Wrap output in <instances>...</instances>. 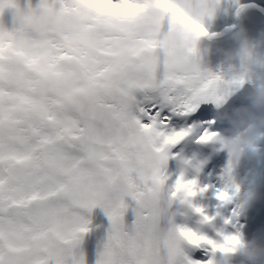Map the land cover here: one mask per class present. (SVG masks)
I'll list each match as a JSON object with an SVG mask.
<instances>
[{"label": "snow or ice", "instance_id": "obj_1", "mask_svg": "<svg viewBox=\"0 0 264 264\" xmlns=\"http://www.w3.org/2000/svg\"><path fill=\"white\" fill-rule=\"evenodd\" d=\"M153 3L164 12L147 7ZM210 3L0 0V264H85L77 249L97 206L111 226L96 264H172L164 217L145 205L143 193L149 172L155 181L167 179L160 169L169 158L165 142L177 143L190 129L166 132L162 105L186 116L202 102L220 105L243 83L220 75L196 82L167 70L170 50L161 34L178 17L207 35L200 21ZM84 37L93 48L78 43ZM125 189L136 204L130 227ZM181 189L197 195L196 182L183 177L170 195ZM179 231L226 251L188 228Z\"/></svg>", "mask_w": 264, "mask_h": 264}, {"label": "bare ground", "instance_id": "obj_2", "mask_svg": "<svg viewBox=\"0 0 264 264\" xmlns=\"http://www.w3.org/2000/svg\"><path fill=\"white\" fill-rule=\"evenodd\" d=\"M20 3L21 6H26L27 0H20ZM38 3L39 0H32L33 6ZM5 22L11 27L10 13L6 14ZM200 22L208 35L196 54L226 82L232 79L223 76L226 59L224 54L228 49H233L234 52L238 49L239 44L232 38V34L241 29L242 22L248 26L254 22L258 26L256 34L249 30L245 31L249 41L264 57V0H220V7L211 8L210 14H205ZM224 36H228L231 42L220 46L219 51H215L214 41ZM242 80L243 83L234 84L227 91L220 104L229 113L248 106V96L264 83L255 77L242 78ZM240 100H242L241 104ZM220 105L211 101L202 102L194 113L186 116L177 115L172 112L170 106L162 105V115L167 114L169 117L166 132L192 130L172 147L167 167L162 171L168 177L167 184L170 189L175 188L176 181L181 177L185 182L195 181L197 195L190 198V209L177 202L172 206L171 213L175 214L177 225L192 231L199 229V233H203L207 239L214 242L221 237L239 234L249 242L256 240L264 246V139L249 134L250 155L242 158L240 164L231 172L235 184L243 192L253 194L254 199L246 206L219 200L218 194L228 188L225 172L230 168L229 157L227 152L224 156L221 154L219 145L201 143L200 137L205 131L224 132L231 129L230 123L227 121L221 123L216 119L215 110ZM201 189L204 191H200ZM126 202L129 207L125 224L130 227L135 221L133 209L136 204L130 197ZM195 208L202 209L203 215L195 212ZM203 216L211 219L210 223L201 226L200 221ZM87 218L91 220L90 231L84 236L77 251L84 255L85 264H96L111 224L100 207L95 208ZM161 224L162 227L167 228L168 218L165 217ZM209 250L208 245L198 249H188V258L193 264H207ZM229 264H248V262L242 255L237 254L230 258ZM259 264H264V260Z\"/></svg>", "mask_w": 264, "mask_h": 264}, {"label": "clouds", "instance_id": "obj_3", "mask_svg": "<svg viewBox=\"0 0 264 264\" xmlns=\"http://www.w3.org/2000/svg\"><path fill=\"white\" fill-rule=\"evenodd\" d=\"M209 6L211 8H219L220 0H211ZM147 7L160 13L164 12V9L159 4L153 3ZM175 20L176 23L173 29L161 34L164 45L170 50L166 57L167 70L173 75L186 74L196 82L217 75L205 60L198 58L197 54H193L190 51L192 48L197 50L208 33L205 35L198 29H193L191 25L184 23L178 17H175ZM232 38L238 42L239 47L235 52H230L226 55L223 76L229 79L255 77L264 82V57L258 52L256 46L249 41L246 31L243 28L234 31ZM78 43L89 49L94 47L86 37L81 38ZM247 99L249 101L248 106L236 109L233 113L225 111L223 105L216 107V119L221 123L227 121L232 127L224 132H212L208 140L201 141L203 144L219 145L220 150L227 152L230 170L225 172V182L228 188L224 191L226 193L224 201L228 203L235 202L238 206H246L254 199L253 194L243 192L235 184L231 177V172L240 164L242 158L250 155L251 144L249 143L248 135L253 134L258 139H264V83L260 87H257ZM191 131L190 129L187 135ZM187 135L182 137L178 142L183 140ZM175 144L165 142L164 147L168 156ZM148 155L151 156V153L149 152ZM168 161L169 158L160 166L161 171L167 167ZM167 180L168 177L160 182L155 181L149 172V187L143 193V199L145 205L150 210L155 211L157 214H162L164 218H168L169 226L166 242L173 253L172 264H187L189 260L187 250L198 249L206 244L203 242L196 243L190 235L184 236L179 231L181 226L175 223V214L171 213L172 206L179 202L184 207L190 209L191 197H187L184 190L181 189L173 198L170 195L171 189L167 184ZM122 195L127 198L126 189L122 192ZM93 210L89 213V216H91ZM126 214L127 211L124 215V224ZM89 222L91 224L90 219ZM208 223L210 221H205L204 219L200 221L201 226ZM194 232L198 234L199 229ZM198 235L205 237L203 233H199ZM235 236L238 238V242L234 244H227L224 241V237L216 241L226 251L210 247L207 264H229L230 258L237 254L242 255L248 264H259L260 261L264 260V246L258 241L253 240L249 242L239 234Z\"/></svg>", "mask_w": 264, "mask_h": 264}, {"label": "water", "instance_id": "obj_4", "mask_svg": "<svg viewBox=\"0 0 264 264\" xmlns=\"http://www.w3.org/2000/svg\"><path fill=\"white\" fill-rule=\"evenodd\" d=\"M257 28H258V26H256V24L254 23L253 24V26H252V30L256 33V31H257Z\"/></svg>", "mask_w": 264, "mask_h": 264}, {"label": "rangeland", "instance_id": "obj_5", "mask_svg": "<svg viewBox=\"0 0 264 264\" xmlns=\"http://www.w3.org/2000/svg\"><path fill=\"white\" fill-rule=\"evenodd\" d=\"M253 23H254V22H253ZM241 26L248 27L247 24H244V25H241ZM215 51H219V50H215ZM241 102H242V100H241L239 103L241 104ZM206 113H208V111H207Z\"/></svg>", "mask_w": 264, "mask_h": 264}]
</instances>
